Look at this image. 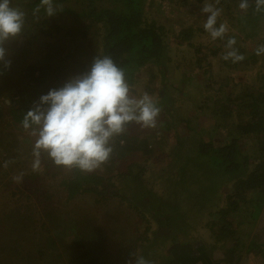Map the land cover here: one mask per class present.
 <instances>
[{
    "label": "trees",
    "instance_id": "trees-1",
    "mask_svg": "<svg viewBox=\"0 0 264 264\" xmlns=\"http://www.w3.org/2000/svg\"><path fill=\"white\" fill-rule=\"evenodd\" d=\"M66 1L69 0H53V3L57 6V2L64 4ZM162 1L81 0L83 5L80 9L62 6L65 8L57 9V12L49 17L44 7H40L39 12L34 14V9L40 5V0H28L25 3L24 27L20 33L22 42L16 43V39L7 43L10 46L5 45L8 48L6 59L10 60L11 64L8 69H5L4 74L9 78L15 76V79L13 78L15 82L19 78L21 79L19 83L24 82L33 88L34 98L37 101L50 89L63 86L69 77L87 71L97 55L111 56L114 62L124 70L129 86L137 85L145 69L155 66L162 82L155 102L161 111L164 110L163 116L169 122V118H178L179 123L186 125L190 135L194 132L202 133L201 139L198 140L200 148L213 158L218 168L242 172L243 177L237 190L232 188L226 195L231 205L220 212L222 218L224 216L228 222V229L224 230L235 234L237 230L233 226H228L232 225L228 215L240 208L238 198L244 196L248 190L258 191L264 196V54H256L257 47L264 44V12L255 11V0H248L250 6L246 11L239 8L241 0H219V3L216 0H171L180 6L191 7L188 11L193 15L190 20L181 22L176 29L170 25L167 26L164 22L167 18L164 21L161 20L163 19L161 8L158 7H161ZM208 3L221 9L216 26L226 25L227 31L223 38L212 39L204 29L206 19L204 21L203 17L207 18L208 14L202 13L201 8ZM64 16L68 19L67 22L58 23L57 19ZM75 24L79 25L77 31L85 33L84 38H87V33L93 26L96 30L98 45L96 52L91 53V58L84 57L85 59L80 60L73 56V50L64 47L62 51L58 49L63 46V43L59 41L61 36L63 38V35L71 32L73 34ZM69 28H72V31ZM29 29L33 34L32 37ZM230 37L235 38L234 48L238 54L243 55V60L233 62L231 58L223 59V56L230 51L226 46ZM81 40L78 41V45L85 42ZM216 58L221 61L216 63L220 67L214 71L212 66ZM2 65L0 63V68ZM237 73L241 76L247 75L248 78L256 74L253 80V83L256 82L255 86H249V81L245 84L241 81L233 83ZM151 74L152 79L158 75L156 71ZM176 75H181L178 85H174V82L169 83L170 79ZM219 79H225V82L215 87ZM188 84L196 85L195 87L202 94L199 96L200 100L196 97L195 107L193 104L191 108L186 105V102L191 101L192 98L180 94L182 90L188 88ZM232 84L234 88L230 87ZM238 86L241 88L237 90ZM22 92L20 89L24 104L21 107L16 106L13 110V116L20 123L26 112L33 107L31 103L33 97L29 99L24 95L27 92ZM9 101L7 99L3 101L7 108L16 105L14 97ZM181 109L184 111L183 119L179 116ZM192 111L206 115L204 121L194 128L190 124ZM165 122L166 120L159 117V124ZM132 127L133 124L128 125L123 134L113 138L112 154L102 165L109 171L106 175L98 173L97 170L87 172L74 168L73 172L60 180L57 188L66 191V199H71L78 193L93 192L96 196L95 201L103 203L105 195L102 191L104 190L112 197L118 196L120 189H117L119 183L116 180L119 177L125 180L126 175L133 170L132 163L126 167L127 171L116 170V163L119 162L121 165L127 160L128 163L130 162L128 158L136 155H140L146 161L152 159L154 162L156 151L150 145V135L143 130L134 132ZM223 134H225L224 137ZM1 135L0 264H19L15 260V255L21 254L25 250V245L29 246L23 257V264H54L53 261L56 259H62L63 250L73 255L72 264H117L118 258L107 248L106 229L99 215L95 213L88 215L84 213L78 217L76 226L69 232L61 226L65 222L66 213L57 212V209H50L47 205L42 207L44 214L39 209L41 216L36 222L39 227L36 226L30 230L26 229L28 228L27 213L20 206L16 205L12 212L7 211L11 202L9 200L22 192L19 185H14L12 198L1 201L6 188L11 187L12 190L13 187L12 183L7 182L8 169L21 166L17 158L25 145L24 141H20V137L11 136L7 139L8 141H5ZM190 135H187L185 139L187 140ZM31 146L33 148L34 145ZM41 160L38 170H30L29 179L39 177V172L48 173L46 170L54 165L45 155ZM57 167L61 168L59 166L55 168ZM140 168L141 172L145 170L144 166ZM111 172L116 173L113 175ZM50 174L56 175L57 171H51ZM135 180H139L138 176L134 177ZM44 196L49 201L52 193L46 190L41 198ZM120 200V205L124 204ZM130 204L135 206V212L138 215L140 212L143 213L141 214L144 222L142 227L145 228L140 231L141 233L138 229L135 230V240L131 241L132 244L139 242L136 245L137 254L134 253L135 255H144L151 246L153 247L150 251L151 255H157V257L163 255L168 260L167 264H192L198 258L199 250L188 240L180 243L171 240L163 245L162 238L157 237L160 230L155 226L162 223V220L166 222V219H170L171 215L168 211L148 204H143L144 207L139 204V201L136 204L132 202ZM138 224L136 221L132 225L138 226ZM6 225L8 228L10 226L8 240L1 242V239L4 240L3 237L6 236ZM130 230L133 232L131 227ZM69 234L73 236L72 240ZM119 246L125 248L121 243ZM134 247L135 245L131 250L129 249V255L133 253Z\"/></svg>",
    "mask_w": 264,
    "mask_h": 264
},
{
    "label": "rangeland",
    "instance_id": "rangeland-1",
    "mask_svg": "<svg viewBox=\"0 0 264 264\" xmlns=\"http://www.w3.org/2000/svg\"><path fill=\"white\" fill-rule=\"evenodd\" d=\"M27 1L28 0H11V6L17 7L24 12L26 8L25 3ZM174 1L163 0L161 7L158 8H161V14L163 17L161 20L164 21L165 18H167L164 21L167 26L170 25L177 29L181 22H184L187 19L190 20L193 15H191V12L188 11L191 7L180 6ZM82 5L83 3L81 0H69L64 2V4L57 2V6H54L57 9L65 8L62 6H73L74 8L80 9ZM65 17L66 16L57 19L58 23L61 22L65 24L68 20ZM205 19L206 18L203 17L204 21ZM78 28L79 25L75 24L73 27V34L72 32L67 33V31L64 30L67 34L63 35V38L61 36L59 39L60 43H63V46L61 48H57L59 51H62L63 47L73 50V56L80 60L84 57L91 58L90 56L96 52L98 45L96 30L93 26L89 29L90 31L87 33V38H84L86 37L85 33L77 31ZM80 28L82 27L80 26ZM69 29L72 31V28ZM29 30L30 36L32 37L33 34L31 33V29ZM21 35L22 34H19L13 40L15 41L17 39L16 43H21ZM81 39L85 42H83L82 45H78V41H82ZM13 40L11 41L13 42ZM6 45L10 46L8 44ZM76 46L78 47L75 48ZM6 49L8 48L6 47ZM218 61H221V59L218 60L216 58L215 64L212 66L214 71L220 67L216 64ZM0 70V73H2L0 74V93L2 94V96L0 94V135L4 134L1 135V138L3 137L5 141H8L7 139L11 136L20 137V141H24L23 143L25 145V147L21 149L20 156L17 158V161L21 163V166L19 168L14 167L8 169L9 179L7 182L12 183L13 187L12 190L11 187L6 188V192H3L5 197L2 195L1 201H5L3 199H11L13 189L15 188L14 185L20 186L22 192L19 193L17 197H13L9 200L11 202L7 211L12 212L16 205H18V207L20 206V208L27 213V230L34 229L36 226L39 227L36 222L39 221L41 216L40 211L43 213V205H47L50 209H57V212L64 211V214L66 213L67 216L65 222H63L61 226L64 229H68L69 232L73 231L78 217L84 215V213L87 215L95 213L96 215H99L103 227L106 229L108 237L107 248L110 249V252L114 253L116 258H118L117 264H127V262L132 258L129 255V249L131 250L134 245L133 254H137L136 245L139 242H136L135 244L131 243V241H133V239L135 240L136 237L135 230L138 229L139 233H141L140 231L145 229L142 227L144 226V222L141 217V214L143 213L140 212L138 215V213L135 212V206L130 204V202L136 204L137 201H139V204L142 206H144L143 204H148L149 206L163 209L164 211H168L170 213L171 216L169 220L166 219V222L162 220V223H158V225L156 224L155 226V228L160 230L157 237L162 238L161 242L163 245H165L167 241L171 240L178 243L184 242L190 237L193 239L192 236L194 235L198 238L201 230L204 231L206 236H209L211 232L212 235L215 233L216 239H222L224 236L228 235V231L224 230L225 228L226 230L228 229V222L224 216L222 218L220 212H222L223 209H227L231 205V201L225 202L226 194L232 188H236L237 190L241 177H243L241 175L242 172L239 170L228 171L218 168L214 164L213 158L200 148L198 140L201 139L200 135L202 133L194 132L190 135V132L186 129L185 124L183 125V123H179L178 118H169V122V120L163 116L164 110L161 111V109L155 128H145L132 123V131L136 132L143 130L144 133L147 132L150 135L149 142L152 148L155 149L156 155L154 157V162H152V159L146 161L140 157V155H136L133 158L129 157L128 159L130 162L128 163V160L123 162L121 165H119V162L116 163V170L127 171L125 169L131 163V167L133 169L132 172L130 171L131 173L129 172L126 175L127 177L125 180L120 179V177L116 180L119 183L117 189H120L118 191V196L112 197L110 194L109 196L103 190L102 192L105 195V202L103 203H97L95 201L96 196L93 192L78 193L73 198L66 199V191L61 188H57V185L63 177H66L73 172L74 168H55L56 165H53L51 169L46 170L48 173L44 174V171L43 173L39 172V177L32 180L29 179L28 175L31 173L30 170L33 169L32 164L34 159L32 155L33 148H31V145H34L36 137L30 134V130H25L22 127V123H20L13 116V110L16 106L21 107L24 104V100H22L23 95L20 93V89L23 91L22 93H24V91L27 92L24 95L29 97V99L33 97L31 102L33 105L38 100L36 101V98H34L33 88H30L28 85L24 84V82L19 83L21 80H19V78H17V81L15 82V76H13L14 79L12 76L10 78L6 76L4 74L5 68L3 65ZM154 71H156L158 75L156 78L153 77L152 79L151 73H154ZM252 75L254 77L248 78L247 75L241 76L237 73L235 74L236 79L233 83L241 81V83L244 82L245 84L249 81L248 85L253 87L256 83H253L256 74ZM180 76H173L169 83L174 82V85H178ZM222 82H225V79H219L215 84V87ZM161 85L162 82L159 76V71L155 66H149L145 69V73L141 77L140 82L137 85L130 86V90L131 94L137 98L147 93L155 101V99L158 98ZM195 86L188 84V88L180 92L181 95L192 98L191 101L186 102V105L190 108L193 104L195 107L197 102V100H195L196 97L202 95ZM21 87L26 89H22ZM230 87L234 88L233 84ZM240 88L241 86H238L236 89L238 90ZM13 97L16 105L14 107L11 106L7 108V106L3 103L4 99L9 101V99ZM200 99L201 98L199 97L198 100ZM166 104L168 105V103ZM168 110L169 109H167V111ZM190 115V121H192L190 124L192 125V128L200 125V122L204 121V117H206L204 114L193 111ZM179 116L183 119V109L180 110ZM202 116L203 118H200ZM159 117L160 119L162 118V120H166V122L159 124ZM177 126L179 127L176 130ZM187 135L190 136L186 140L185 137ZM218 136L219 135H217V137ZM222 136L224 137L225 134ZM141 166H144L145 168L143 172H141ZM96 170L98 173H103L105 175L109 172L107 169H104L103 166L97 168ZM51 171H57V174L51 175ZM139 172L141 173L139 174ZM115 173L116 172H111L113 175ZM135 176H138L139 180L134 181ZM226 186L228 187L224 190ZM46 190H48V193H52L49 201L46 200L45 196L41 198V195L43 192H46ZM256 193L259 192L248 190L244 196L238 198V202L241 207L239 212H241L242 217L246 216V218L249 219L250 215H253V212L254 215H256L254 209L256 207H260V203L255 199V197H251ZM119 197L123 201L120 200ZM40 200H43L44 202H41ZM119 200L121 203L124 202V204L120 205ZM132 220L133 222H131ZM136 221L139 223L138 226H133L132 224ZM6 227V236L3 237L4 240L1 239V242L8 240L7 237L9 235L10 226L8 228L6 225ZM130 227L133 229V232L130 230ZM69 235L72 240L73 236L71 234ZM120 243L123 244L125 248H121L119 246ZM9 245H11V243H9ZM232 245L236 246L237 242L232 241ZM28 246L25 245V250L21 254L15 255V260L19 262V264H23V257L28 250ZM152 249L153 247L150 246L148 247V250H146V253L143 255L146 259L152 261L153 264L168 263L167 258L163 255L162 257H157V255L153 254L151 255L150 251ZM162 251L164 250L162 249ZM63 253L62 259H56L53 261L54 264L73 263V260H71L74 258L73 255L69 252H65V250H63Z\"/></svg>",
    "mask_w": 264,
    "mask_h": 264
},
{
    "label": "clouds",
    "instance_id": "clouds-1",
    "mask_svg": "<svg viewBox=\"0 0 264 264\" xmlns=\"http://www.w3.org/2000/svg\"><path fill=\"white\" fill-rule=\"evenodd\" d=\"M249 6L248 0L239 4L244 11ZM40 7L45 8L49 17L57 12L53 0H40L34 14ZM255 11L264 12V0H255ZM201 12L208 14L203 25L205 31L212 39L223 38L226 25L216 26L221 9L205 4ZM24 21L25 13L12 7L11 0H0V63L5 69L11 64L6 59L5 45L21 33ZM235 44L234 37L227 40L230 51L223 59L231 58L233 62L244 59ZM256 54H264V44L257 47ZM159 114L160 108L147 93L139 98L131 94L124 70L111 56L97 55L87 71L69 77L63 86L41 95L24 115L22 127L36 137L33 170L39 169L45 155L59 167L94 171L109 160L114 137L123 134L132 123L155 128ZM130 256L127 264H153L143 255L130 253Z\"/></svg>",
    "mask_w": 264,
    "mask_h": 264
},
{
    "label": "crops",
    "instance_id": "crops-1",
    "mask_svg": "<svg viewBox=\"0 0 264 264\" xmlns=\"http://www.w3.org/2000/svg\"><path fill=\"white\" fill-rule=\"evenodd\" d=\"M256 194L251 196L260 203V207L254 209L256 215L253 212L249 219L242 217L241 207L228 215L232 224L228 226L237 230L235 234L228 232L225 239H216L215 233L206 236L201 230L198 238L194 235L193 239H186L199 250V256L192 264H264V196ZM232 241L237 245H232Z\"/></svg>",
    "mask_w": 264,
    "mask_h": 264
}]
</instances>
